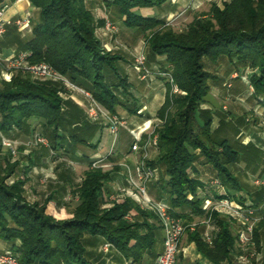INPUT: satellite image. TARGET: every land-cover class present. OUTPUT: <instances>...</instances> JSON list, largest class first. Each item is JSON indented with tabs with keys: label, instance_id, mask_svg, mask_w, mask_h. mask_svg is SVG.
Returning a JSON list of instances; mask_svg holds the SVG:
<instances>
[{
	"label": "trees",
	"instance_id": "1",
	"mask_svg": "<svg viewBox=\"0 0 264 264\" xmlns=\"http://www.w3.org/2000/svg\"><path fill=\"white\" fill-rule=\"evenodd\" d=\"M28 1L36 15L34 23L31 19L30 33L21 37L15 26H8L0 37L1 44H15L17 51H29L30 62L48 63L74 84L89 90L104 109L116 112L118 106H123L135 113L138 105L129 90L130 83L115 63L120 57L101 46L96 28L104 21L94 17L90 2ZM170 1L103 3L116 12L124 27L145 35L149 55L163 56L178 89L179 93L173 94L171 84L166 83L164 100L155 116L161 122L155 129L157 153L149 164L160 166L164 172L162 179L152 185L156 199H164L169 213L188 223L205 216L201 204L209 191L203 181L192 175L198 172L194 162L209 164L232 197L241 184L230 165L244 161L254 173L261 162L259 173L264 171V160L254 145L232 140L226 132L231 122L224 115H219L218 126L213 128L214 113L200 107L206 103L209 80L214 78L204 61L216 63L222 58L235 67L257 68L250 75L252 94L264 103V0H223L221 6L212 3L205 15L194 18L181 32L173 31L162 17L139 11L160 8ZM13 72L16 74L9 81H0L1 132L9 136L17 131L32 132L35 126L30 120H36L51 148L60 149L65 144L64 151L75 154L71 148L77 145L94 147L89 143L92 124H83V110L65 96L68 91L60 81L33 78L19 69ZM232 128L235 132L236 127ZM43 153L47 154L46 149ZM17 166V160L7 161L5 166L0 163V240L19 264H104V260L88 253L86 235L111 244L110 249L121 258L110 264H123V259L140 264L146 255L157 256L155 245L161 230L158 218L129 197L110 201V170L88 168L76 183L69 175L59 173L58 178L71 186L77 203L68 208L66 215L57 216L47 205L52 191L43 203H29L23 196L24 181L7 183ZM188 194H192L191 199ZM212 194L219 197L214 191ZM251 195L254 205L259 206L264 187L256 188ZM107 203L110 205L105 206ZM130 212L134 214L131 220L125 218ZM212 225L210 243L203 238L205 224L188 231V241L194 242L208 264H239L236 257L242 250L235 221L213 213ZM254 240L257 251L262 250L264 219L255 226ZM248 264H264V254L261 260L253 258Z\"/></svg>",
	"mask_w": 264,
	"mask_h": 264
},
{
	"label": "rangeland",
	"instance_id": "2",
	"mask_svg": "<svg viewBox=\"0 0 264 264\" xmlns=\"http://www.w3.org/2000/svg\"><path fill=\"white\" fill-rule=\"evenodd\" d=\"M222 1L223 0H198L196 2L194 1V3L190 2L187 7L181 8L179 11L172 9V12H168L170 9V6H168L170 4L168 3L160 8H149L147 9V12L144 11L142 13L144 15L162 17L166 23L170 25L173 31L181 32L185 30L187 24L194 18L205 15L209 11L212 3H215L217 6H221ZM93 2H95L94 5H92L94 17L96 19L103 18L104 21L102 25L96 28V35L100 40L101 46L106 51H109L110 53L116 54L120 57L115 63L119 71L122 73L121 75H126L128 78V75L125 73L127 71L128 74H132L134 77L137 76V81L139 83L143 82L147 86V89H151L152 93H154L157 98L160 96L161 92L165 93L167 82L171 84V88H173L168 64L164 63V58L162 55H149L145 35L141 31L131 30L124 27L116 12L113 9L105 6L103 0H94ZM27 12L30 13L31 19L33 18L32 22L34 23L36 21V15L33 8L31 7L29 10H27ZM107 23L108 26L106 27ZM140 54H143L145 57V60L141 65L135 61L136 57ZM204 64L205 68L212 76H214V78L209 80L210 89L206 96V103L200 105V107L202 109H210L214 113L211 124L212 127L216 128V124L218 122L217 118H219V115H224L227 122H231L226 132L229 137L232 138V140L241 142L248 130L261 132L263 128L260 124V121L264 118V112L260 115L252 109L257 104L258 99L253 97L252 93L254 90L252 92L249 87V85L252 86L250 75H253L257 71V68H252L250 66L235 67L224 58L220 59L216 63L205 60ZM234 72H236L238 76L236 78H231V74ZM13 73L15 72H12V74ZM2 80L9 81L10 79H4L0 75V81ZM134 80L136 79L134 78ZM228 83H230V85H228ZM76 86L78 88H83L77 84ZM65 90L68 91L67 96L65 95L67 98L72 100L74 97L75 100L79 99L81 104L87 106L86 97L80 93V91L77 89L69 90L67 88H65ZM173 94H177V92H173ZM139 106H143L145 108L144 105L140 104ZM140 107H138L135 113L128 112L123 106H118L116 112H110L104 109L108 115H117L118 120L123 121V125H118L117 141L115 146L111 149L110 154L108 152L111 145V135L106 133L105 127H103V135L100 138L98 135L92 138L93 143H98V149L100 152L105 151L109 146L107 153L112 155L119 145L121 131L124 134V138H122V140H124L121 147H118V151L121 149L124 151L125 146L127 148L128 144L135 145L138 143L137 145L140 146L146 131H148L149 134H151L152 131L155 132L156 127L161 124V122L157 119L153 120L151 123L148 122L149 124L146 125L144 124V121L141 120H138V122H141L139 124L136 123V126L130 123L131 121L135 122L137 120L133 117V115L138 116L137 114H142V110L144 108L141 109ZM140 109L141 112L138 113ZM232 111L236 112L235 114L239 116L237 117L239 120L232 117ZM85 116L87 119H89L87 113ZM106 121V118L101 117L96 122L104 123L107 127ZM30 124L31 126H35V130L32 132L17 131L13 132L9 136L0 131V138L5 137L10 139L14 143L16 150V155H11L10 151L0 144V163L5 166L7 161L14 162L17 160L18 162V166L16 167L14 173L7 179V183L11 184L15 180L24 181L25 184L23 196L24 199L29 203H43L44 199L47 196H50L52 191L53 196L50 197L51 200L47 203L49 206L48 209L57 216H64L67 214L68 207L70 208V206L75 205L77 201H73L71 198V190L68 189V185L66 184L67 182L58 178V175L59 173H62L64 177L69 175L71 178H73V182H79L83 176V172L89 168V156L87 152L94 147L91 145H77L76 147L71 148L77 152L78 155L76 156L75 154L64 151L67 148L65 144H63L60 149L51 148V143L46 133H43L40 130V123L36 120H30ZM232 126L236 127L235 132ZM36 132L42 133L46 137L47 145H27ZM136 136L140 137L139 142ZM45 149L47 154L43 153V150ZM156 153L157 149H148L147 161L149 162V160H153ZM82 154H84L83 157L81 156ZM8 155H10V157H7ZM109 155L107 156L109 157ZM100 165L103 166L102 169H104L105 163L102 162ZM193 165L197 170L199 169V172H197V174L192 173V175L200 177L201 180L209 186L208 189L210 192L216 190V188L211 185L213 178H218V181L220 184H222L219 177H215V171L212 170L209 164L194 162ZM90 166L91 168H101V166L93 167L92 164H90ZM152 166L156 168L157 180L164 176L163 169L160 166ZM229 167L237 179H243L247 183L249 182V185L252 184L254 179L257 177V175L250 171V168L248 169L245 167L242 161L237 165ZM104 170L108 169L105 168ZM248 172L252 175H250ZM150 182H153V180ZM247 188L249 189L251 187ZM111 200L115 201V199ZM132 200L134 199L132 198ZM66 205H68V207ZM109 205L110 204L107 203L105 206ZM131 214V212L126 214L125 218L131 220ZM1 242L2 241L0 240V248ZM262 244H264V242ZM95 246L97 247L95 249V253L100 254L99 259H103L104 264L116 262L115 256L117 253L114 249L108 252H104L102 249L100 251L101 244L99 242L97 244L95 242ZM248 247L250 250L253 249L256 251L255 259L261 260L262 255L264 254V247L260 251H257L256 243L254 246L249 245ZM3 250L5 249L0 251ZM201 263L202 259L197 258L192 264Z\"/></svg>",
	"mask_w": 264,
	"mask_h": 264
},
{
	"label": "built area",
	"instance_id": "3",
	"mask_svg": "<svg viewBox=\"0 0 264 264\" xmlns=\"http://www.w3.org/2000/svg\"><path fill=\"white\" fill-rule=\"evenodd\" d=\"M195 0H191L194 3ZM7 5L0 7V37H2L8 26H15L18 30L30 28L31 16L30 13H26L24 16L16 18L4 17V11ZM108 23L106 24V27ZM29 51H16L12 56L8 58H2L0 56V75L4 79L9 80L13 70L19 69L23 72H28L33 78L40 80H53L60 81L65 88L69 90L77 89L86 97V113L88 118L92 122L98 121L101 117L106 118L107 130L111 135V149L115 146L118 136V125H123V121L118 120L117 115H108L104 108L97 102L93 95L84 88H78L76 84L71 82L67 77L56 71L51 65L46 62L32 63L29 61ZM145 57L140 54L136 57L138 64H143ZM237 73L231 74L232 77H237ZM230 85V83H228ZM250 90L253 92V87L249 85ZM173 92H178L175 85L172 88ZM72 96V95H71ZM142 109V108H141ZM141 109L138 111L141 112ZM260 124L264 130V118L260 121ZM139 142L140 137L136 136ZM0 144L8 149L11 155H16L14 143L5 137L0 138ZM47 145L46 137L39 132L34 133L30 142L27 145ZM138 143L133 145V148H137ZM142 149V158L138 163L135 164L134 168L131 169L127 166L126 168V182L128 184L127 195L132 197L140 208L149 210L154 213L159 220L161 228L163 230L162 248L161 251L155 257L154 264H178V255L180 254L181 248L180 243L183 236L188 232L196 230L198 224H205L206 230L203 234V238L206 242H211V230L212 225V214L216 213L222 216H226L235 221L237 224V238L238 243L241 246V253L236 257L239 264H248L256 256V251L249 249V245L254 246V229L261 219H264V199L259 206H255L247 201H242L235 197L230 196L225 187L220 184L218 178H213L211 185L216 190L214 192L219 197H215L212 192L208 191V195L203 198L201 209L204 211L205 216L194 220L192 222H184L179 217L172 216L169 213V207L164 199H154L148 193V183L156 179V168L150 165L147 161L148 149H157V135L154 131L147 135V138L142 140L140 144ZM102 158H97L92 161L93 167L101 166L100 164L106 159L109 154ZM101 162V163H100ZM204 182V181H203ZM205 183V182H204ZM256 186L264 187V175L261 178L254 179ZM205 187H209L205 183ZM209 190V189H208ZM122 193V192H121ZM119 196V194H118ZM116 195H112L111 199H116ZM188 199L192 198V194L187 195ZM111 247L109 242L102 244V251L108 252ZM0 264H19L18 259L10 250L0 251Z\"/></svg>",
	"mask_w": 264,
	"mask_h": 264
},
{
	"label": "crops",
	"instance_id": "4",
	"mask_svg": "<svg viewBox=\"0 0 264 264\" xmlns=\"http://www.w3.org/2000/svg\"><path fill=\"white\" fill-rule=\"evenodd\" d=\"M93 1L94 0H89L92 9H93L92 5H94V3H95ZM196 1H198V0H195V2ZM190 2H191V0H171L169 3L170 5H168V6H170V9L168 12H172V9L175 11H179L181 8L187 7L190 4ZM3 4L7 5V8L4 11V17H6V18H16V17L24 16L26 13H28L27 10H29L31 8L28 0H4ZM153 8L154 7H152V9ZM141 9L139 11L142 13L144 11L147 12V9H149V8H141ZM30 29L29 28L23 29V30L16 29V31H17V33H19V35L21 37H26L30 33ZM131 30H133V29H131ZM16 51H17V46L15 44L4 45V44H1V42H0V56L2 58H8V57L12 56ZM125 73L128 75L127 79H128V82L130 83V92L132 94V97L136 100V104H138V107H140L139 106L140 104L145 106V108L143 106L140 107V108H144L142 110V114H137L138 116L133 115V117L136 118L137 120L135 122L131 121L130 123L132 125H135V126H136V123L139 124L141 121H144L145 125L149 124L148 122L151 123L153 120L156 119V117H155L156 112L164 100L165 93L161 92L160 96H158V98H157L156 95L154 93H152L151 89H147V86L143 82L139 83L137 81V78H138L137 76L134 77V76H132V74H128L127 71ZM134 78L136 80H134ZM72 100L75 104H77L83 110L84 115H86V106L81 104L79 99L75 100V98L73 97ZM252 109L256 113L261 115L264 112V103L257 101V104ZM235 113L236 112L232 111V117L238 119L237 117H239V116L236 115ZM217 119L219 120V118H217ZM138 120H141V121L138 122ZM83 124H86V125L92 124V126L94 128L92 135L89 137V143L94 145V148L90 149V151L87 152V154L89 156L88 165H89V168H91L90 164L92 163V161H94L97 158H102L103 156H105L107 151H108V148H109V146H108V148L105 151L100 152L98 149V143H93L92 138L96 135H98V137L100 138L103 135V127L106 128L107 134H109V132H108L107 127L104 123L92 122L89 119H87L86 116H85V121L83 122ZM217 126H218V122L216 124V127ZM148 134H149V132L146 131L143 137L146 139ZM99 138H98V140H99ZM122 138H124V134L121 131L120 132L119 145L117 146L115 152L112 153V155H109V157H107L106 159H104L102 161L105 163L104 169L107 168L108 170L111 171V181L107 184V187L109 190V195H108L109 198L108 199L111 200V196L116 195L117 198L115 199V201H121V200L125 199L126 197L130 198V196L127 195V190H128L127 185L128 184L126 182V168L128 166L129 168L133 169L135 164L138 163L140 161V159L142 158V152H143L141 147H139V146L134 149L132 147L133 146L132 144H128L127 148L125 146L124 151L122 149L118 151V147L119 148L121 147L122 142L124 140V139L122 140ZM131 142H132V140H131ZM249 142L252 143L254 145V147L260 152L261 160L263 161L264 160V130H262L261 132H254V130H248V132L245 133V137L243 138L241 143L243 145H246ZM152 149L153 148H149V150H152ZM76 155H78L77 152H75V156ZM240 162H238L234 165H237ZM242 162L244 163L245 167L249 169V167L246 166V163L244 161H242ZM230 166H233V165H230ZM98 168H100V167H98ZM101 168H103V166H101ZM261 168H262V163L260 162V164H258L257 171L254 172V174L257 175L256 178L263 177L264 171L262 173H259L261 171ZM229 169L231 170L230 167H229ZM198 172H199V169H198ZM231 172H232V170H231ZM250 175H252V174H250ZM198 178L201 180L200 177H198ZM71 179L73 180V178H71ZM159 179H162V177ZM155 181H157V178L155 180H153V182H150L148 184V193L154 199H156V197H155V190L152 187V185ZM238 181L241 184V189L235 192V198L240 199L242 201H247V202L252 203L254 205L251 194L253 193V191L256 190V188H258L260 186H256L254 184V181L250 185L248 184L249 182L247 183L243 179L238 178ZM74 183H76V182H74ZM244 184H246V185H244ZM247 187H251V188L248 189ZM68 189L71 190V186L68 185ZM118 194H119V198H118ZM71 198L73 199V201H75V202L77 201L76 195L72 194ZM130 199H132V198H130ZM72 206H74V205H72ZM72 206H70V208ZM133 215L134 214L132 213L131 217ZM162 238H163V230L161 228L160 238L158 239V241L156 242V245H155V250H156L157 254L161 251V248H162ZM95 242H96V244L98 242L101 244V246H100V251H101L102 244L104 243L102 238H98V241H96V240H93L92 237L89 235L85 236V243H86V248H87L88 253L91 255L92 258L96 259L98 257V259H99L100 254L95 253V249L97 248L95 246ZM180 248H181V251H180V254L178 255V264H192L193 261H195L197 258L202 259L201 264H208V260L205 257L201 256L197 252L194 242L188 241V233H186L183 236V238L181 239ZM2 249H5V250L8 249L7 245L4 242H1L0 250H2ZM110 250H113V249L111 248ZM120 258H121L120 256L116 255L115 261H117V259L119 261ZM154 262H155V257L149 258V256L146 255L140 264H154ZM123 264H130V262L123 259Z\"/></svg>",
	"mask_w": 264,
	"mask_h": 264
}]
</instances>
